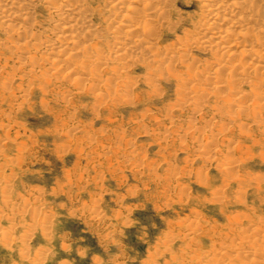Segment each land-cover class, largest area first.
I'll return each instance as SVG.
<instances>
[{
  "label": "rangeland",
  "instance_id": "obj_1",
  "mask_svg": "<svg viewBox=\"0 0 264 264\" xmlns=\"http://www.w3.org/2000/svg\"><path fill=\"white\" fill-rule=\"evenodd\" d=\"M42 1L35 2L28 17L34 19L27 23L44 55L13 48L18 39L10 42L3 30L7 22H0V264H208V255L219 257L222 247L247 241L264 251V112L251 110L264 105V70L252 77L255 72L242 67L233 80L227 70L214 71L216 52L191 47L204 0H170L152 50L175 51L172 56L168 50L173 60L162 64L169 55L160 49V71L147 54L116 59L108 51L111 39L104 37L99 43L111 60L107 56L96 67L82 57L86 72L79 64L74 69L83 82H68L64 70H57L61 65L53 66L51 51H44L58 18ZM109 1L87 0L104 36L109 22L102 20L113 12ZM259 1L257 26L264 30V0ZM240 49L226 57L227 67L239 62ZM29 54L37 57L35 67ZM133 58L138 63L127 67ZM243 69L252 75L250 84L240 82ZM225 83H235L230 89L239 94L233 98L236 91L222 88ZM251 84L260 85L259 95ZM243 104L249 117L237 116ZM226 256V262L228 256L236 264L245 260Z\"/></svg>",
  "mask_w": 264,
  "mask_h": 264
},
{
  "label": "bare ground",
  "instance_id": "obj_2",
  "mask_svg": "<svg viewBox=\"0 0 264 264\" xmlns=\"http://www.w3.org/2000/svg\"><path fill=\"white\" fill-rule=\"evenodd\" d=\"M39 0H0V22H4L6 23L5 24V27H4V31L6 32L7 34V37H9V39L11 38L10 42L13 41L14 38H17L18 40H14V44L16 43L15 46H12L13 48L16 47V50L17 48L20 49V51L22 52H26V53H33L35 51H39L40 50V46L41 44L37 42V38L36 36L34 35L35 32L31 31L29 28L32 26H30L28 28V23L27 21L29 20L30 18V14H32V11H33V8L35 7L36 3ZM46 1L47 2V6H49L48 8L51 10V13H53L54 15H56L55 17L58 18V22H57V19L55 21V28H54V31L53 33L51 34L52 37L49 39V40H45L44 38V43L43 46H46L47 49H44L48 51V49L51 51L50 54H52V59L51 61H53V66L54 67H58L59 65H65V67H59L57 70L59 71V69H63L64 70V73H65V77L67 80H69L68 82H70V79L72 81V79H75L76 82H83V78L79 77L78 74L75 72V69H74V65H82V66H79V67H83V71L84 69L86 70L85 68V62L83 61L82 57L85 59V57L88 59V63H90L89 65H92L93 64H96V67H98L99 65L98 64H102V62H105L107 58V56L109 57L110 55H107L109 53H107L106 57H105V54L103 53L104 52V48L101 47L100 43L99 42H104V37L105 39L108 38L107 40L111 39V41H107L108 42V51L111 53V55H114L116 56L115 58L117 59H121L122 60V57H129V60L132 53H136V54H140L141 55H146L147 54V57L144 58L147 59L146 61H156L160 56V53H158L160 51V49L162 48H159V51L157 52L152 50L153 48V39H154V36L159 32V31H162L160 29H162V25L164 23V19L166 18V21L168 20V18L166 17L167 15V12H168V7L169 4H170V0H129L127 3L128 4H124V0H107L109 2V7H110V10H112V17H109L106 21L105 20H102L104 22H109L108 25L105 26V33L107 34L106 36H104V34L100 31V26L95 24V22H93V19H92V16H93V8L91 9L90 8V4L87 2V0H43L42 2ZM257 1L259 0H204V9L203 10V13L202 15L200 16V19L198 18L199 20V24H198V30L197 28H194L196 29L197 31L193 34V35H189V38H186L187 36L185 35V40L186 39H189L191 40L190 42H188L189 44H191V47H198V48H201V49H204L206 51V49H209L213 52H216L215 55L217 57L216 59L219 58V63L218 65L216 63H214L216 67H214V71H219V70H227L229 72V74H227V76H230V78H233L235 76L238 75V70L242 67H247L248 69H250L252 72V74L255 72V74L252 76L250 74H248L246 71H245V74L244 73V69L242 71V76L243 78L240 77L243 79V81H240V82H246L248 81V83L250 84L249 80L251 79V76L254 77L255 75H257L258 73H256L257 71L259 72L260 70H264V30H262L260 27L259 24V18L260 16V13L261 11H258V3H260V1L257 3ZM91 2V1H90ZM99 2V1H98ZM126 3V2H125ZM171 3H172V0H171ZM257 3V4H256ZM262 3V2H261ZM140 5L139 8H134L133 5ZM42 5V4H41ZM98 5V3H97ZM100 5V4H99ZM174 5V4H173ZM46 6V7H47ZM105 6V5H104ZM99 7V6H98ZM107 7V6H106ZM206 7V8H205ZM47 8V9H48ZM48 9V10H49ZM96 9V8H94ZM102 9V7H101ZM100 9V10H101ZM104 9V8H103ZM107 9V8H106ZM99 11V10H97ZM109 11V10H108ZM100 12V11H99ZM96 13V12H95ZM118 13V14H117ZM34 14V12H33ZM32 14V15H33ZM98 14V13H97ZM31 15V17H32ZM52 15V14H51ZM96 15V14H95ZM94 15V16H95ZM99 15V14H98ZM29 17V18H28ZM98 17V16H97ZM32 20L34 19L33 17L31 18ZM30 19V20H31ZM263 19V18H262ZM29 20V21H30ZM165 21V22H166ZM181 21V20H180ZM32 22V21H31ZM54 22V20H53ZM172 22V21H171ZM170 22V24H171ZM179 22V21H178ZM13 23V24H12ZM35 23V22H34ZM169 23V22H167ZM174 23V22H173ZM198 23V22H197ZM29 24H32V23H29ZM175 24V23H174ZM196 24V23H195ZM15 25V27H14ZM34 25V24H33ZM36 25V24H35ZM173 25V24H172ZM177 25V24H176ZM259 25V27L257 26ZM52 26V25H51ZM169 26V25H168ZM174 26V25H173ZM197 26V24H196ZM263 26V25H261ZM164 27V26H163ZM264 27V26H263ZM168 28V27H167ZM51 29V28H49ZM117 29H120V31H116ZM166 29V28H165ZM171 29V28H170ZM33 30V29H32ZM47 30V29H46ZM53 30V29H52ZM49 31V32H52ZM159 30V31H158ZM188 30V29H187ZM35 31V30H34ZM48 31V30H47ZM46 31V32H47ZM103 31V32H104ZM192 31V30H190ZM194 31V30H193ZM33 32V33H32ZM161 33V32H160ZM159 33V34H160ZM5 34V35H6ZM158 34V35H159ZM187 34V33H186ZM47 35L48 37V34H45ZM184 35V34H183ZM43 36V34H42ZM132 37L131 39V44L126 45L125 44V40L128 38V37ZM157 36V35H156ZM38 37V35H37ZM50 37V36H49ZM231 37V38H230ZM40 38V37H39ZM46 38V37H45ZM42 39V40H43ZM47 39V38H46ZM178 41H180L179 39H177ZM8 41V39H7ZM39 41V40H38ZM97 41V42H96ZM155 41V40H154ZM157 41V40H156ZM183 41V40H181ZM180 41V43H182ZM9 42V41H8ZM7 42V43H8ZM96 42V43H95ZM106 42V43H107ZM175 42V41H174ZM173 42V43H174ZM48 46H47V44ZM158 43V42H157ZM184 43V41H183ZM46 44V45H45ZM179 45V43H177ZM10 45V44H9ZM8 45V46H9ZM13 45V44H12ZM176 45V44H174ZM177 45V46H178ZM187 43H186V47H187ZM7 46V45H6ZM7 46V47H8ZM11 46V45H10ZM162 46V45H161ZM172 46V45H171ZM182 46V45H180ZM189 46V45H188ZM7 47H5L7 49ZM42 47V46H41ZM49 47V48H48ZM74 47L75 49L78 50V53L74 52ZM173 47V46H172ZM171 47V48H172ZM185 47V45H183L181 47V51L183 50L182 48ZM190 47V48H191ZM155 48V46H154ZM168 48V47H167ZM170 48V53L173 51V49ZM176 47L174 46V49ZM240 49V55H239V64L236 63L237 62V58L235 59V63L236 65H231V63H234V59H233V62H229L230 65L227 67L226 66V62H227V59L226 57H229L231 55H234V49ZM65 49V50H64ZM67 49V51H66ZM155 49H158L157 45H156V48ZM180 47L177 48V50H179ZM9 50V49H8ZM11 50V49H10ZM30 50H35V51H32L30 52ZM42 50V49H41ZM64 50V51H62ZM164 50V49H162ZM161 50V51H162ZM167 50L166 52V49L164 50V53L165 55L169 52ZM185 51L187 49H184ZM137 51V52H136ZM175 51V50H174ZM173 51V52H174ZM181 51H179L180 53H182ZM43 52V51H42ZM40 52L41 54L44 55V53ZM173 52H172V56H173ZM184 52V51H183ZM21 53V52H20ZM39 52L38 54L41 55ZM168 53V55L170 54ZM185 53V52H184ZM239 53V52H238ZM35 54V53H34ZM79 54V55H77ZM131 54V55H130ZM136 54L132 55L134 56V58H136ZM175 54V53H174ZM178 54L177 57H180L181 54H179L178 52H176V55ZM214 54V53H212ZM23 55V54H22ZM164 55V54H161V56ZM163 56V57H166V56ZM214 55V56H215ZM238 55V54H237ZM18 56V55H17ZM79 56H81L79 58ZM114 56H111L114 57ZM28 57H31L30 59L34 58L32 57L30 54L28 55ZM40 57L42 56H39L38 58L40 59ZM89 57L92 59H89ZM143 57H139V61L142 60ZM171 56L169 55V57L167 56V58H161V60H159L161 63L162 62H165L167 63V61H169V59ZM175 57V56H174ZM240 57H242L243 61L240 60ZM18 58V57H17ZM133 58V61H128L131 62L130 64H127L125 63V65L127 67H129L130 65V68H131V64H134V62L136 63L138 59H135L134 60ZM141 58V60H140ZM182 58H183V53H182ZM24 59H25V56H24ZM29 59V60H30ZM42 59V58H41ZM49 59V60H50ZM110 59V57H109ZM144 59V60H145ZM149 59V60H148ZM194 59V58H193ZM7 60V59H6ZM28 60V61H29ZM34 60H37V57L36 59H32L31 63H34L32 66L35 67V63L36 61ZM43 60V59H42ZM42 60H40L41 62H43ZM46 60V59H45ZM48 60V61H49ZM111 60V59H110ZM115 60V59H114ZM173 60V58L171 59ZM170 62H173L171 61ZM180 60V59H179ZM50 61V63H51ZM123 61V60H122ZM176 61V59H175ZM174 61V62H175ZM214 61L216 62V60L214 59ZM7 62V61H6ZM22 62V61H21ZM27 63V61H24V63ZM30 62V61H29ZM127 62V63H129ZM157 62V61H156ZM181 62V61H180ZM185 61H183L182 63H184ZM190 62V61H189ZM212 62V61H211ZM26 63L24 65H26ZM44 63V62H43ZM87 63V64H88ZM119 63V62H118ZM138 63V62H137ZM187 62H185L186 64ZM213 63L211 65V67L213 66ZM106 65V63H103ZM115 64V63H114ZM120 64V63H119ZM145 64V63H144ZM148 64V63H146ZM151 63H149L150 65ZM155 64V63H153ZM151 64V67L152 65ZM159 63L157 62V66ZM163 64V63H162ZM172 64V63H171ZM191 64V63H190ZM189 64V66H191ZM228 64V62H227ZM44 65V64H43ZM73 65V68H71ZM124 65V64H123ZM170 65V63H169ZM188 65V64H186ZM193 65V63H192ZM206 65V64H205ZM23 66V65H21ZM29 66V65H28ZM38 66V65H37ZM70 66V68H69ZM88 66V65H86ZM103 66V65H102ZM101 66V67H102ZM147 66V65H146ZM156 66V67H157ZM208 66V65H207ZM205 66V67H207ZM27 67V66H26ZM32 67V68H33ZM39 68H41L40 66H38ZM53 67V68H54ZM68 67V68H67ZM91 67V66H90ZM89 67V70H91V68ZM104 67V66H103ZM112 69H113V66H111ZM125 67V66H124ZM122 67V68H124ZM133 67V66H132ZM155 67V65H154ZM188 67V66H187ZM186 67V68H187ZM210 67V66H209ZM38 68V69H39ZM88 68V67H87ZM95 69V65L93 67ZM92 68V69H93ZM107 68V67H106ZM119 67L117 66H114V69L118 70ZM121 68V67H120ZM159 68L161 69V65L156 68L159 70ZM185 68V67H184ZM185 68V69H186ZM189 68V67H188ZM188 68L186 70H188ZM208 68V67H207ZM246 68V70H247ZM55 69V70H56ZM79 69V68H78ZM93 69V70H94ZM111 69V68H110ZM168 69H170V67H168ZM184 69V70H185ZM191 69V67H190ZM35 70V69H34ZM97 70V69H96ZM115 70V71H116ZM120 70V69H119ZM118 70V71H119ZM192 70V69H191ZM191 70H189L191 72ZM262 70V71H263ZM32 71V70H31ZM37 71V70H36ZM41 72L43 70H40ZM88 71V70H87ZM95 71V70H94ZM160 71V70H159ZM162 71V70H161ZM248 71V70H247ZM39 72V71H38ZM40 72V73H41ZM86 72V71H84ZM83 72V73H84ZM111 72V71H110ZM123 72V71H122ZM125 72V71H124ZM199 72V71H198ZM201 72V71H200ZM199 72V73H200ZM203 72V71H202ZM91 73V72H90ZM94 73V72H93ZM96 73V71H95ZM247 73V74H246ZM262 73V72H261ZM88 75V73H86ZM122 74H125V73H122ZM128 74V73H127ZM152 74V73H150ZM149 74V75H150ZM154 74V73H153ZM211 74V73H210ZM209 74V75H210ZM217 74V72H215V74H213L214 76ZM37 76H39L37 73L35 74ZM34 75V76H35ZM46 75V74H45ZM86 75V76H87ZM94 75V74H93ZM115 74H113L114 76ZM126 75V74H125ZM156 75V74H155ZM194 75V74H193ZM198 75V74H197ZM201 75V74H199ZM206 75V74H205ZM212 75V74H211ZM261 74H259L260 76ZM37 76H35L37 78ZM85 76V75H84ZM96 76V75H95ZM116 76V75H115ZM117 76H120V72H118V75ZM117 76L115 78H117ZM122 76V75H121ZM128 76V75H127ZM152 76V75H151ZM157 76V75H156ZM196 76V74H195ZM258 76V77H259ZM33 77V76H32ZM45 77V76H44ZM48 77V76H47ZM51 77V76H50ZM50 77H48L50 79ZM83 77V76H82ZM194 77V76H193ZM197 77V76H196ZM256 77V81L260 82L262 75L258 78ZM39 78V77H38ZM87 78V77H86ZM113 78V77H112ZM120 78V77H119ZM118 78V79H119ZM123 78V77H122ZM195 78V77H194ZM193 78V79H194ZM206 78V77H205ZM208 78V77H207ZM207 78H206V81L205 83H207ZM228 78V77H227ZM229 78V79H230ZM238 78V76H237ZM49 79H47L49 81ZM98 79V78H97ZM117 79V80H118ZM198 78H196L197 80ZM260 79V80H259ZM51 80V79H50ZM111 80V79H110ZM125 80V79H124ZM200 78H199V82H200ZM222 80V79H221ZM231 80V79H230ZM233 80H236L233 78ZM239 80V79H238ZM237 80V81H238ZM88 81V80H87ZM112 81V80H111ZM204 81V80H203ZM220 81V80H219ZM254 81V80H252ZM251 81V83H252ZM256 81H254L256 83ZM58 82V81H57ZM198 82V81H197ZM217 82V81H216ZM226 82V81H225ZM229 82V81H228ZM231 82V81H230ZM234 82V81H233ZM244 82V83H245ZM253 82V83H254ZM126 83V82H125ZM131 83V82H130ZM252 83V84H253ZM261 83V82H260ZM259 83V84H260ZM80 84V83H78ZM95 84V83H94ZM202 84V83H201ZM212 84V83H211ZM227 84V85H226ZM230 84V83H229ZM228 83H225V85H221L222 88H228L230 89L231 87H234L232 86V84H235V83H232L231 85H229ZM241 83H239L240 85ZM243 84V83H242ZM248 84V85H249ZM251 84V85H252ZM257 85L255 84V87L252 85V87L254 88V91H255V88L260 85ZM96 85V84H95ZM94 85V86H95ZM98 85V84H97ZM119 85V84H118ZM153 85V84H152ZM151 85V86H152ZM193 85V84H192ZM257 85V86H256ZM78 86V85H77ZM90 86V85H89ZM199 86V85H198ZM6 87V86H5ZM97 87V86H95ZM94 87V88H95ZM186 87V86H185ZM220 87V85H219ZM251 87V88H252ZM258 87L256 89H258ZM92 88H93V85H92ZM91 88V89H92ZM218 88V87H217ZM224 88V89H225ZM261 88V87H260ZM259 88V90H256L255 92L257 91H261ZM97 89V88H95ZM195 89V88H194ZM193 89V90H194ZM220 89V88H219ZM234 89V88H233ZM238 89V88H237ZM93 90V89H92ZM155 90V89H153ZM192 90V89H191ZM218 90V89H217ZM97 91V90H95ZM99 91V90H98ZM208 91V90H207ZM228 91V90H227ZM226 91V93H227ZM231 91V92H230ZM230 93L236 91V93H232V96H236L237 94H239L238 90H235L232 91L230 89ZM240 91V90H239ZM94 92V91H93ZM195 92V91H193ZM215 92V91H214ZM225 92V91H224ZM252 92V90H251ZM182 93V92H181ZM205 93V91H204ZM208 93V92H207ZM254 94V92H252ZM187 94V93H186ZM189 94V93H188ZM210 94V93H209ZM228 94V93H227ZM251 94V93H250ZM256 94L259 95V92H257ZM254 94V95H256ZM98 95V94H96ZM184 95V94H183ZM182 95V97H183ZM194 95V94H193ZM205 95V94H203ZM189 96V95H188ZM206 96V95H205ZM226 96V95H225ZM230 96V94H229ZM233 96V98H234ZM247 96V95H246ZM97 97L101 98V97H104V96H101V95H98ZM180 97V96H179ZM202 97V95L200 96ZM243 97V96H242ZM241 97V98H242ZM249 97V96H248ZM105 98V97H104ZM229 98H232V97H229ZM227 98V99H229ZM230 99V100H233ZM257 98V97H255ZM102 99V98H101ZM183 99V98H181ZM180 99V100H181ZM194 99V98H193ZM192 99V100H193ZM198 99V98H197ZM260 99V98H259ZM184 100V99H183ZM187 100V99H186ZM195 101V99H194ZM225 101V100H224ZM243 101V100H242ZM185 102V101H184ZM187 102V101H186ZM185 102V103H186ZM177 103H180V102H177ZM232 103V102H231ZM234 103V102H233ZM246 103V102H245ZM195 104V103H194ZM201 104V103H200ZM235 104V103H234ZM240 104V102H239ZM196 105V104H195ZM204 105V104H203ZM227 105V104H226ZM225 105V106H226ZM232 105V104H230ZM242 105V104H241ZM241 105L240 107L238 108H241ZM246 105V104H245ZM259 105V104H258ZM178 106V105H177ZM215 106V105H214ZM237 107V105H235ZM239 106V105H238ZM196 107V106H195ZM202 107V106H201ZM216 107V106H215ZM218 107V106H217ZM229 107V105H228ZM243 108H241L242 110H237L236 109V112H237V116H242V117H246L248 115V109L247 108L248 106H245L244 107V104L242 106ZM198 108V107H197ZM219 108V107H218ZM200 109V108H199ZM201 110V109H200ZM199 110V111H200ZM253 111H259L261 112V110H263L262 112H264V105H253L252 106V109ZM235 111V110H233ZM258 112V113H259ZM261 112V113H262ZM217 113H219L217 111ZM252 113V112H251ZM255 113V112H253ZM220 114V113H219ZM234 114V113H233ZM256 114V113H255ZM252 115L253 116H255ZM231 115V114H230ZM226 116V115H225ZM229 116V115H228ZM233 116V115H232ZM236 116V115H235ZM262 116V115H261ZM249 117V116H247ZM251 117V118H252ZM260 117V116H258ZM263 117V116H262ZM232 118V117H231ZM254 118V117H253ZM242 119V118H241ZM232 120V119H231ZM230 120V121H231ZM252 122H256V121H252ZM237 124H240V123H237ZM242 124V123H241ZM240 124V127L242 126ZM257 124V123H256ZM231 125V123H230ZM245 125V124H244ZM243 125V126H244ZM239 126V125H238ZM239 127V128H240ZM245 127V126H244ZM243 127V129H245ZM256 127V126H255ZM239 128L237 130H239ZM259 132L260 129H258ZM262 130V128H261ZM172 131V130H171ZM264 132V130H262ZM242 134H243V137L246 138V140L250 139V135L246 134L248 133L247 131H243L241 130L240 128V131ZM251 133V132H250ZM248 135V136H247ZM261 135H264V133ZM260 134H259V139L262 137ZM261 136V137H260ZM256 137V136H255ZM254 137V138H255ZM242 137L240 136V139ZM257 138H258V135H257ZM256 138V139H257ZM263 138V137H262ZM227 139V138H226ZM239 139V140H240ZM253 139V138H252ZM255 139V140H256ZM258 139V140H259ZM244 140V139H243ZM255 140H251L250 142L252 143H255L256 141ZM264 140V139H263ZM222 141V140H221ZM243 142V141H242ZM245 142V141H244ZM257 143V142H256ZM259 143V142H258ZM262 143V142H261ZM242 144V143H240ZM238 144V147H240L241 145ZM249 144V143H248ZM260 145V144H259ZM253 146V145H252ZM252 146L250 148H252ZM237 147V146H236ZM244 146H241V149H244L243 148ZM229 148V147H228ZM260 148V146H259ZM237 150H240L242 153L244 150H241L239 148H236ZM246 149L245 148V152L243 153L244 156H245V153H246ZM239 151V153H240ZM248 151H251V150H248ZM263 151V150H262ZM128 153V152H127ZM249 152L246 153V155H248ZM223 155V154H222ZM230 156V155H229ZM238 157V156H237ZM236 157V158H237ZM232 158V161H235L236 159L233 157H230V159ZM228 159V158H227ZM240 159V158H239ZM226 160V159H225ZM231 161V160H230ZM236 162V161H235ZM225 163V162H224ZM231 163V162H230ZM229 164V163H228ZM227 164V165H228ZM231 164H234V163H231ZM228 167V166H227ZM227 177V176H226ZM230 180H233V179H230ZM229 180V181H230ZM241 180V179H240ZM233 227V226H232ZM264 227V226H263ZM260 228V226H259ZM263 229V228H261ZM238 229H236L237 231ZM240 230H238V233H236L238 236L242 237L244 236L241 230V232H239ZM263 232V231H262ZM235 234V233H234ZM258 235V234H257ZM250 236V235H249ZM253 236V234H252ZM256 235H254L255 237ZM260 237V234L258 235ZM262 236V235H261ZM248 236H244V240H248ZM261 238V237H260ZM240 239V238H239ZM243 239V238H242ZM241 239V240H242ZM262 240L264 239L263 237L261 238ZM264 242V241H263ZM243 243V244H242ZM240 245H235V246H232V245H229V246H226V247H222V253L220 252V255L219 257H213L211 255H208L206 257V262L208 264H236V260L233 261L230 260L232 258V256H228L230 259H228L229 261L226 262L225 261V256L226 254H231L233 253V255L236 256V259L238 260L237 262H240L242 260L240 259H245L243 261L245 262H240L241 264H264V251L262 250V248H260L261 250L258 249V244L254 243L251 241L248 242H242ZM234 244V243H233ZM246 245H249V246H246ZM255 245V246H254ZM232 246V247H231ZM263 252V254H262ZM234 256V257H235ZM227 257V256H226ZM224 259V260H223ZM227 259V258H226ZM248 260V262H247ZM235 262V263H234Z\"/></svg>",
  "mask_w": 264,
  "mask_h": 264
}]
</instances>
